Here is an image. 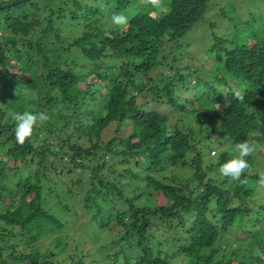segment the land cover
<instances>
[{
    "label": "trees",
    "instance_id": "16d2710c",
    "mask_svg": "<svg viewBox=\"0 0 264 264\" xmlns=\"http://www.w3.org/2000/svg\"><path fill=\"white\" fill-rule=\"evenodd\" d=\"M207 1L164 0L166 13L140 0L0 8V203L10 199L0 207V264H264V202L247 184L260 173L245 171L241 184L203 158L217 144L219 170L225 143L237 153L261 131L264 26L213 34L209 58L184 63L179 40ZM132 7L128 26L115 27L111 15ZM153 101L178 118L146 109ZM25 110L49 119L19 145L13 116ZM170 167L186 173L164 175ZM74 174L88 184L82 201L63 177Z\"/></svg>",
    "mask_w": 264,
    "mask_h": 264
},
{
    "label": "rangeland",
    "instance_id": "374dc122",
    "mask_svg": "<svg viewBox=\"0 0 264 264\" xmlns=\"http://www.w3.org/2000/svg\"><path fill=\"white\" fill-rule=\"evenodd\" d=\"M1 1V0H0ZM11 1V0H10ZM10 1H7L8 3ZM44 1V0H43ZM5 2V4L7 3ZM25 2V1H24ZM22 3V2H21ZM19 4V3H18ZM1 5V4H0ZM17 5V4H16ZM15 6V5H13ZM2 18V14H0V19ZM262 21L264 26V0H208L207 8L203 15L199 18V20L193 25V27L183 36L179 42L184 46V60L183 62L190 63L191 65H196L200 63L207 54L206 49L212 43V35H231L233 36L236 33L238 27L242 26L245 23H252L255 21ZM1 25V23H0ZM245 33V31L243 32ZM204 52V53H203ZM210 54V53H209ZM209 58V57H208ZM163 72L167 71V68L162 70ZM187 94V93H183ZM154 107L155 109L168 114V120L170 123L174 122L178 117L170 113V110L160 101H153L152 105L146 106V109H150ZM261 112V131L254 132L247 139V141L254 146L255 151L249 155L252 157L253 162H249L246 158L245 160L248 162V169L246 172L249 174L255 173H264V152L261 150V146L264 142V107L260 109ZM10 113V110L8 111ZM183 116L185 112L182 113ZM203 128L210 129V123L206 120L205 116H200L198 119ZM197 120L195 119V113H189L184 117L185 123H195ZM194 125V124H193ZM198 133V126H194ZM168 128H170V124L168 123ZM199 134V133H198ZM110 136H104V139H107ZM226 149L228 151V155L226 160H231L234 156L238 155V153H234L228 149V145L225 143ZM220 149L217 144H214L211 149L206 148L203 152V158L207 159L210 162H213L212 170H216L219 173L220 178H223L219 170L216 168L215 161L219 155ZM185 171L179 167H170L164 171V175L172 176V175H185ZM77 174L74 175H63L65 178L66 186H72L74 194L77 196L79 200L85 194L86 188L88 184L86 183H78L76 182ZM51 182L55 185H58L59 177L53 176L50 177ZM247 184L254 188L253 199L256 201V204L264 202V186H262L259 181L254 179H248ZM65 186V187H66ZM63 187V188H65ZM48 194H51L48 192ZM4 200L6 202L0 203V207H5L9 204V198L4 196ZM73 199V201H79ZM82 201V200H81ZM76 209L80 212L82 211L80 202L77 205ZM89 213L84 215V222L88 223L87 228L91 229L90 226V211ZM88 221V222H87ZM82 223V220H79ZM68 231H70L73 237H80L81 232L77 228L69 227ZM105 237V232L101 233V238L98 240L102 241V238ZM46 242L49 239L45 240ZM45 241L43 245H45ZM71 243V242H69ZM89 244V243H88ZM85 247H88L89 245ZM49 246L52 247L49 241ZM84 247V246H83ZM82 247V248H83ZM86 263H89V259L87 258Z\"/></svg>",
    "mask_w": 264,
    "mask_h": 264
},
{
    "label": "clouds",
    "instance_id": "9594fccd",
    "mask_svg": "<svg viewBox=\"0 0 264 264\" xmlns=\"http://www.w3.org/2000/svg\"><path fill=\"white\" fill-rule=\"evenodd\" d=\"M142 5H151L153 8L158 9L161 13L168 11V5L164 3V0H140ZM137 8L132 7L127 12H114L111 15L112 24L117 28H126L129 24L131 17L136 13ZM236 99L239 101L243 100V96L236 93ZM13 119L15 120L14 134L16 142L19 145H23L25 141L31 137L33 127L39 122L44 123L49 119V116L44 112L34 113L30 110H25L22 113L17 112L14 114ZM235 151L238 155L234 156L233 159L223 164L219 172L222 176L229 178L233 181H240L241 184L246 183L245 180H241V176L248 169V162L245 160L246 156L251 155L255 149L247 140L239 142L235 145ZM259 183L264 186V173L260 174Z\"/></svg>",
    "mask_w": 264,
    "mask_h": 264
},
{
    "label": "water",
    "instance_id": "95a60500",
    "mask_svg": "<svg viewBox=\"0 0 264 264\" xmlns=\"http://www.w3.org/2000/svg\"><path fill=\"white\" fill-rule=\"evenodd\" d=\"M24 1H27V0H11L9 3L7 2L6 4L5 3L1 4L0 8L10 7V6L16 5V4L24 2Z\"/></svg>",
    "mask_w": 264,
    "mask_h": 264
}]
</instances>
